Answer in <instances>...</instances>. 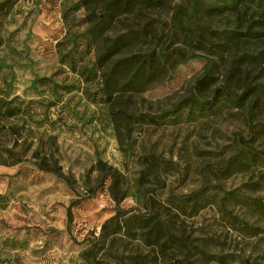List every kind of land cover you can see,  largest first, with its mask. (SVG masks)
I'll use <instances>...</instances> for the list:
<instances>
[{"label": "rangeland", "instance_id": "rangeland-1", "mask_svg": "<svg viewBox=\"0 0 264 264\" xmlns=\"http://www.w3.org/2000/svg\"><path fill=\"white\" fill-rule=\"evenodd\" d=\"M164 1L124 18L105 44L146 22L165 40L176 7L191 13L194 0ZM86 14L80 0H0V100L21 109L0 122V147L21 156L0 165V264H264V97L251 117L181 113L211 57L172 36L188 57L173 78L107 104L100 78L85 81L64 58L73 53L78 68L91 69L99 57L102 45L86 46ZM225 23L202 22L213 30ZM151 47L144 41L135 51ZM262 69L250 70L251 84L264 83ZM242 140L262 159L221 176ZM204 187L214 190L197 212L176 204ZM141 214L178 242L155 245L129 223Z\"/></svg>", "mask_w": 264, "mask_h": 264}, {"label": "trees", "instance_id": "trees-1", "mask_svg": "<svg viewBox=\"0 0 264 264\" xmlns=\"http://www.w3.org/2000/svg\"><path fill=\"white\" fill-rule=\"evenodd\" d=\"M256 2L257 0H194L191 13L183 6L176 7L171 19V35L165 40L160 37L158 28L146 22L138 29L129 28L124 34H118L105 44L124 18L164 7L165 1L80 0V5L87 13L86 46L91 49L102 45V49L99 48L100 55L91 69L78 68L73 53H68L64 58L70 68L85 81H89L92 76L99 77L102 81L99 88L101 99L115 106L123 94H140L173 78L179 64L188 58L182 48H172L171 39L176 36L180 43L211 57L207 70L196 80L191 93L178 107L179 111L193 119L206 115L218 116L230 110H238L251 117L260 110L261 99L264 97V83L249 82L252 75L250 70H258L264 65V0H259L257 6L253 7ZM215 19L227 20L223 30H213L202 24L204 20ZM144 41H149L154 47L146 51H135L137 44ZM39 81L45 80H37ZM13 101L15 100L5 103L0 100V122L20 115L21 109L12 107ZM121 113L128 117L126 112ZM135 118L137 122L157 123V119L151 116ZM1 132L0 128V135ZM249 142L250 140L241 141V150L228 161L220 172L221 176L228 177L235 169L248 167L250 163L262 159L261 152L254 150ZM20 162L19 154L0 147V165L15 166ZM144 165L151 171L158 168L154 157H146ZM212 189L204 187L174 200L179 208H190L197 212L201 201ZM95 193L96 191L90 192V196L93 197ZM68 220H73L71 210L68 211ZM129 223L136 230L152 236L154 244L161 249L169 242H178L177 236L162 230L161 223L151 215H136ZM214 259L221 263L224 261L223 258Z\"/></svg>", "mask_w": 264, "mask_h": 264}]
</instances>
